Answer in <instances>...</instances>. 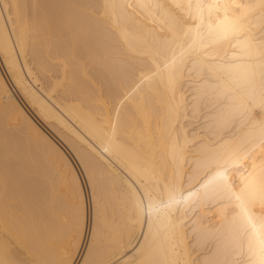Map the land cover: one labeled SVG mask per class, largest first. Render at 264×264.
<instances>
[{
	"label": "bare ground",
	"instance_id": "bare-ground-1",
	"mask_svg": "<svg viewBox=\"0 0 264 264\" xmlns=\"http://www.w3.org/2000/svg\"><path fill=\"white\" fill-rule=\"evenodd\" d=\"M0 264H264V0H0Z\"/></svg>",
	"mask_w": 264,
	"mask_h": 264
},
{
	"label": "rangeland",
	"instance_id": "rangeland-1",
	"mask_svg": "<svg viewBox=\"0 0 264 264\" xmlns=\"http://www.w3.org/2000/svg\"><path fill=\"white\" fill-rule=\"evenodd\" d=\"M3 69H4V67H3ZM4 70H5V69H4ZM5 74L8 76L7 78L10 79L8 73H6V70H5ZM15 91L18 92V90L16 89V87H15ZM17 94H18L19 97L21 96L19 92H18ZM20 98L23 100L22 96H21ZM23 102H24V101H23ZM24 103L26 104V102H24ZM26 105H27V104H26ZM27 106H28V105H27ZM31 111H32V110H31ZM51 135H52V133H51ZM53 135H54V134H53ZM53 137H54V136H53ZM63 148H64L65 150L68 149L67 146H66L65 144L63 145ZM67 153H69V156L71 157V159L74 160L73 162L76 164L77 170L80 172V175H81V177H82V179H83V182H84V184H85V181H84V178H83V175H82V170H80V165L78 164V161L75 162L76 160H75L74 155L72 154V152H70L69 150H67ZM72 155H73V156H72ZM78 165H79V166H78ZM81 169H82V168H81Z\"/></svg>",
	"mask_w": 264,
	"mask_h": 264
}]
</instances>
